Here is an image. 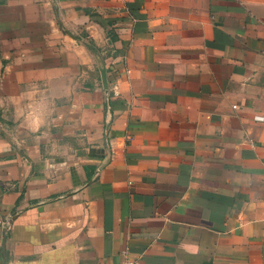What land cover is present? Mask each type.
Instances as JSON below:
<instances>
[{"label":"crops","instance_id":"obj_1","mask_svg":"<svg viewBox=\"0 0 264 264\" xmlns=\"http://www.w3.org/2000/svg\"><path fill=\"white\" fill-rule=\"evenodd\" d=\"M0 204V264H264V0H0Z\"/></svg>","mask_w":264,"mask_h":264},{"label":"built area","instance_id":"obj_2","mask_svg":"<svg viewBox=\"0 0 264 264\" xmlns=\"http://www.w3.org/2000/svg\"><path fill=\"white\" fill-rule=\"evenodd\" d=\"M111 92L113 94V97L115 98L119 97L115 85L111 87ZM13 223H14V214L11 212L4 211L1 208V204H0V231L4 233V235L9 233L13 228ZM121 264H142V263L139 259L130 258L129 256L125 255L123 262Z\"/></svg>","mask_w":264,"mask_h":264},{"label":"water","instance_id":"obj_3","mask_svg":"<svg viewBox=\"0 0 264 264\" xmlns=\"http://www.w3.org/2000/svg\"><path fill=\"white\" fill-rule=\"evenodd\" d=\"M102 82H103L104 90L107 91V86H106V80H105L104 73L102 74Z\"/></svg>","mask_w":264,"mask_h":264}]
</instances>
